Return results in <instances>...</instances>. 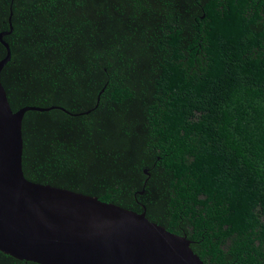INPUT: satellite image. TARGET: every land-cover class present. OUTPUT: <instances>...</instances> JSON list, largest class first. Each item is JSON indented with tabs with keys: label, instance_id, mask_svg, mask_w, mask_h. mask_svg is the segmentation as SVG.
Returning <instances> with one entry per match:
<instances>
[{
	"label": "trees",
	"instance_id": "16d2710c",
	"mask_svg": "<svg viewBox=\"0 0 264 264\" xmlns=\"http://www.w3.org/2000/svg\"><path fill=\"white\" fill-rule=\"evenodd\" d=\"M10 26L13 112L105 87L88 115L25 113L28 181L144 207L204 264H264V0H0Z\"/></svg>",
	"mask_w": 264,
	"mask_h": 264
},
{
	"label": "water",
	"instance_id": "95a60500",
	"mask_svg": "<svg viewBox=\"0 0 264 264\" xmlns=\"http://www.w3.org/2000/svg\"><path fill=\"white\" fill-rule=\"evenodd\" d=\"M11 32L10 26L0 33V44L6 50L0 60V253L34 264H204L186 236L149 221L144 207L137 213L24 177L25 113L59 110L74 117L88 115L97 108L105 87L94 108L78 114L57 106L13 112L1 83V72L11 59L3 38ZM143 173L149 178L147 170Z\"/></svg>",
	"mask_w": 264,
	"mask_h": 264
}]
</instances>
